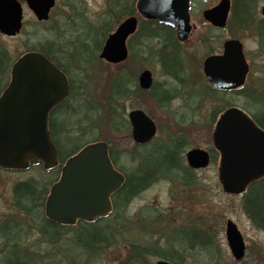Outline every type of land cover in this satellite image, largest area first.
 <instances>
[{"label":"trees","instance_id":"1","mask_svg":"<svg viewBox=\"0 0 264 264\" xmlns=\"http://www.w3.org/2000/svg\"><path fill=\"white\" fill-rule=\"evenodd\" d=\"M260 1L237 0L232 23H235L239 30L253 27L258 41L263 44L264 21L253 26V21L248 13ZM135 2L136 0H105L103 11L96 17L95 21H91L88 19L83 2L77 1L76 3L75 0H69L66 5L69 13L66 20L56 22L55 26L50 24V19L46 23H33L32 35L40 44L38 43V47L27 48L26 52L41 53L63 72L69 82L70 94L73 90V80L69 71H76L78 88L84 90V87L91 82V70L98 64L97 56L107 36L124 18L135 15ZM47 32L49 34L48 41L43 39ZM154 40L160 41V47L155 48ZM127 46L130 57L141 59L145 56L154 55L163 74L173 79L176 85L172 87L154 83L149 91L144 92L137 87L126 67H115L114 73L110 74L105 82L107 86L103 96L97 95L95 97L91 92H77L80 97V101H77V107H75L77 120L71 121L65 116L61 118L51 117L49 132L58 154V164L51 171L52 174H49L50 178L45 182V186L28 181L18 183L13 188L14 206L22 215L35 223L41 217L47 187L56 181L63 163L88 143L103 141L108 144L109 158L115 169L125 178L122 186L112 196L111 214L107 218L93 223L79 224L81 225L80 233L83 234L81 238L76 233L70 234V226L60 228L50 222L47 224L41 222L44 226L41 233L48 243L60 245L62 236L65 235L66 242L72 243L76 248L75 254L70 257L66 256L60 264H77V248L80 250L79 255L82 259L86 255L97 254L108 247L112 241L116 242L120 234L116 221L122 217L123 210L130 200L139 192L147 189L153 182L166 180L173 183L180 182L185 186L191 185V171L185 167L182 156L183 149L186 147V137L181 132L169 133L164 140L156 137L144 146L132 145L129 151H117L112 146L111 135L129 134L126 110L127 104L133 96L136 97L144 93L158 108L165 112H167V107L173 99L180 98L183 108L177 110V115H173V122L175 126L179 127L189 123L185 121L186 118L190 117L185 113L187 108L191 109V115H193L208 105L209 117L207 122L211 126L214 125L218 115L225 107L224 105L229 103L225 98L227 94L210 90L202 78H197L193 72L188 73L187 63L178 50L171 28L141 21L138 31L130 38ZM260 53L264 55V47ZM10 62V58L7 59L4 51L0 50V87L1 82L6 81ZM197 85L200 86L199 93L197 91L199 86ZM235 93L243 95L248 103L256 109V113L259 112V115L250 113V116L264 130V90L248 89L245 91L243 88L235 91ZM70 94L62 103L61 109L68 103ZM188 99L194 100L195 105L193 107L187 105ZM229 104L226 107L231 106V103ZM244 109L246 108L244 107ZM87 135H91V137H87ZM84 139L89 142L85 143ZM73 143H76L75 146L69 147ZM209 153L211 162H214L217 153L213 149H210ZM119 162L134 163L136 174L124 172L118 166ZM181 173L186 174L188 180L182 181ZM241 208L252 225L264 232V178L247 188L241 196ZM197 232L203 236L204 241L192 242L187 245L182 241H170L171 249L169 251H172L171 254L166 255L162 251H156L152 252L151 256L168 260L174 264H183L185 258L195 255L196 252L205 251L209 253L213 248L209 235L200 228ZM4 235L8 234L4 233ZM8 237L10 238V236ZM199 239L201 237L197 238L198 241ZM4 248L0 247V253L6 250ZM59 248L61 250V245ZM9 250L15 251L14 246H9ZM149 254L151 252L146 247L141 248L136 243H130L129 256L124 264H146L145 258ZM4 264L23 263L5 259ZM192 264L202 263L195 262Z\"/></svg>","mask_w":264,"mask_h":264},{"label":"rangeland","instance_id":"2","mask_svg":"<svg viewBox=\"0 0 264 264\" xmlns=\"http://www.w3.org/2000/svg\"><path fill=\"white\" fill-rule=\"evenodd\" d=\"M18 1L23 2L22 0ZM77 1L85 4L88 19L91 21H95L96 17L104 9L105 0H75L76 3ZM218 1L191 0L190 20L193 30L186 42L180 43L178 48L187 63L188 73L193 72L197 78H201V62L206 54L220 51L221 44L225 39L235 37L243 42L246 58L251 69L244 86L245 91L248 89L263 91L264 58L259 56L258 42L254 29L250 28L240 32L234 29L216 30L202 19V11ZM232 1L235 3L237 0ZM68 2L69 0H56V5L50 18L52 26H55L56 22L67 19L66 17L69 13L66 5ZM263 6L264 0H261L253 8L254 17L256 18L255 22L258 21L257 18L261 17L260 10ZM136 17L140 22L141 18L138 14H136ZM35 22L36 20L32 13L27 8H24L21 32L17 36L10 38L0 35V50L4 51L7 59L10 58V66L21 54L27 51V48L38 47L39 42L32 35L33 23ZM43 39L48 41V32L45 33ZM207 40L209 41L207 42ZM153 45L155 48L160 47V41L154 40ZM118 66L126 67L135 83H137V77L142 69H148L152 72L155 84L172 87L176 85L173 79L163 74L160 64L154 55L145 56L141 59L129 56L125 62ZM115 67L117 66H111L98 60V64L91 70V82L84 87L86 90L78 88L77 72L70 70L69 75L73 80V90L68 103L61 109L60 114L62 113L71 121L77 120L75 107H77V101H80L77 92L85 91L87 93L91 92L95 97L97 95L103 96L107 86L105 82L109 75L114 73ZM197 91L199 93L200 86ZM185 98L187 97L185 96ZM225 98L231 105H235L249 115L250 113H256V109L248 103L243 95L229 93ZM229 103L227 104L230 105ZM181 105V99L175 98L168 105L167 112H165L158 108L146 94L142 93L139 96H133L127 104L126 114L132 109L145 111L159 126L157 138L161 140H164L165 136L172 132L185 134L186 147L183 149V157L186 151L193 148L206 151L212 149L211 135L214 125L210 126L207 122L209 117L208 105L193 115H191V109L187 108L185 113L190 117L186 118L185 121L189 123L179 127L175 126L173 115H177V110H182L183 107ZM187 105L193 107L195 105L194 100L188 99ZM87 137H91V135H87ZM110 139L115 150H131L130 132L127 135H111ZM86 140L84 139L85 143L89 142ZM75 144L73 143L69 147L73 148ZM156 156L159 157V155ZM123 162H119L118 166L124 172L132 175L136 174L134 163ZM184 165L186 167L185 161ZM217 168L218 154L215 161L211 162L206 169L196 172L191 171L190 178L192 181L190 186L166 180L153 182L147 189L139 192L130 200L123 210L122 219L119 218L116 221L120 229L117 241H112L108 247L97 254L86 255L82 259L79 255L80 250L77 248V264H124L129 256L130 243H136L141 248L146 247L151 252L145 258L146 264H153L159 258L151 256L152 252L162 251L166 255L171 254L172 251H169L171 249L170 241H182L186 245L192 242L199 243L204 241L203 236L197 232L198 228L209 235L213 248L209 253L205 251L196 252L195 255L188 256L189 258L183 260V264L195 262L202 264H264V232L255 228L244 214L241 208L240 196H231L222 192ZM40 169L35 167L23 171H0V228L1 223L14 221V224L19 226L18 230H25L24 227L29 224L30 219L28 220L14 206L13 188L18 183L28 181L45 186V182L50 178L49 174L51 175L52 172L43 173ZM180 178L182 181L188 180L186 174L181 173ZM49 187H47L45 198ZM226 220H231L243 236L246 254L240 262H236L232 258L228 249L225 238ZM36 222L39 221L37 220ZM80 227L81 225L79 224L71 226L70 234L76 233L79 238L83 237V234L80 233ZM26 235L28 236L26 237ZM21 237L20 243L14 244L15 252H12L14 250L10 251L9 244L8 242L6 243L9 237L6 240L0 239V247L6 248L3 253H0V264H4L6 258L17 260L23 264H60L65 260L66 256L70 257L75 254V246L70 242H66L65 235L61 239V250L59 244L51 245L35 229H27V233L23 231ZM198 237H201L199 241L197 240Z\"/></svg>","mask_w":264,"mask_h":264},{"label":"water","instance_id":"3","mask_svg":"<svg viewBox=\"0 0 264 264\" xmlns=\"http://www.w3.org/2000/svg\"><path fill=\"white\" fill-rule=\"evenodd\" d=\"M38 22H46L55 0H24ZM229 0H220L205 10L202 18L217 28L225 26ZM136 12L145 20L169 26L179 42L187 40L190 0H137ZM264 16V7L261 9ZM23 11L17 0H0V34L16 36L22 28ZM138 20L124 19L109 34L98 59L117 65L127 59V39L136 32ZM204 76L211 89L226 92L245 83L248 66L239 41L229 40L222 55L204 59ZM137 85L148 91L153 85L150 70H142ZM69 94L66 76L48 59L37 52L22 55L11 69L8 87L0 97V167L24 169L41 162L48 170L57 163V152L48 132V115L53 107ZM131 139L137 145L149 143L156 135V124L142 110L127 113ZM212 144L219 153L218 180L222 192L241 195L253 182L264 177V131L242 110L230 107L220 114L213 132ZM107 144L96 142L82 148L69 158L58 182L50 189L45 203L46 217L60 224L77 220L90 221L110 213V197L122 185L124 178L109 160ZM190 169H205L209 154L202 149H190L185 155ZM225 238L235 261L245 255L243 237L236 225L227 220ZM154 264H172L159 260Z\"/></svg>","mask_w":264,"mask_h":264},{"label":"flooded vegetation","instance_id":"4","mask_svg":"<svg viewBox=\"0 0 264 264\" xmlns=\"http://www.w3.org/2000/svg\"><path fill=\"white\" fill-rule=\"evenodd\" d=\"M23 1V0H22ZM219 2V1H218ZM217 2V3H218ZM23 3V2H22ZM217 3L216 4H214V5H212L211 7H209V8H206V9H210V8H212V7H214V6H216L217 5ZM230 6H229V11H228V19H227V23H226V25L223 27V28H216V27H213L212 25H210L209 23H207L210 27H212L213 29H216V30H226V29H234L235 31H246L247 29H244V30H239V29H237V27H236V24L235 23H232V20H233V18H234V9H235V5H236V2L234 3L232 0H230ZM239 4V3H238ZM237 4V5H238ZM244 5H246V3H243ZM205 9V10H206ZM191 11V10H190ZM204 11V10H203ZM202 11V12H203ZM248 13H249V15L251 16V19H252V21H253V26H256V24H258L259 22H261V21H264V16H261L260 18H257L258 19V21L257 22H255V20H256V18L254 17V9L253 10H250V11H248ZM231 23V24H230ZM190 25H191V20H190ZM253 28V27H252ZM248 29H250V28H248ZM254 29V28H253ZM192 30H193V26L191 25V32H192ZM172 31H173V36H174V39H175V42H176V44L178 45V48H179V46H180V43L176 40V36H175V31L172 29ZM254 33H255V29H254ZM255 36H256V33H255ZM257 38V37H256ZM229 40H236V41H239L241 44H242V49H243V55H244V57H245V60H246V63L248 64V68H249V74H250V72H251V69H250V64H249V61L247 60V58H246V53H245V50H244V44H243V42L241 41V40H239V39H237V38H235V37H230V38H227V39H225L223 42H222V44H221V50L220 51H216L215 53L214 52H208L207 54H206V56L203 58V60H202V62H201V75H202V78L204 79V82L206 83V86L207 87H209L208 86V84H207V82H206V80H205V77H204V75H203V69H202V65H203V61H204V59L205 58H207V57H209V56H212V55H222L223 54V45H224V43L226 42V41H229ZM209 40H207V42H208ZM205 42V41H204ZM257 44H258V51H259V56L260 57H263L264 58V55H262L260 52H261V50H262V48L264 47V43L263 44H261L260 43V41H258V38H257ZM182 44V43H181ZM6 70V69H5ZM249 74H248V76H249ZM1 75V74H0ZM248 76H247V79H248ZM1 79V78H0ZM247 79H246V82H247ZM2 80H3V76H2ZM3 81L1 82V86L3 87ZM6 85H7V82H6V84L4 85V87L0 90V95H1V93L3 92V90L6 88ZM226 94V93H225ZM233 94H235V95H241V94H238V93H233ZM61 106H62V104H59V105H56L51 111H50V113H49V125H50V119H51V117H53V118H55V116H57V118H61V117H63L64 115L61 113L60 114V112H61ZM40 165H37V167H39ZM0 171H3V172H11V171H7V170H3V169H1L0 168ZM41 222H45L46 224L47 223H49L50 221L49 220H47L46 218H45V216H44V210H42V213H41V217H40V219H39V222H36V223H34L33 221H31V220H29V224L27 225V226H25L24 228H25V230H18L19 229V226H16L15 224H14V221H9V222H6L5 221V223L3 222V223H1V228H0V239H2V240H6V238L8 237V236H10V238L9 239H7L6 240V243L8 242V244H9V246L10 247H12V246H14V244H17L18 242H19V240L22 238L21 237V234H22V232L24 231V232H26L27 233V229H35L37 232H38V234L41 236V237H43L44 238V236L42 235V229H43V224H40ZM50 223H52V222H50ZM78 223H85V224H87V223H92V222H82V221H79ZM52 224H54V223H52ZM4 225H6V227H4ZM4 233H6V234H8V235H4ZM28 235H26V237H27ZM20 243V242H19Z\"/></svg>","mask_w":264,"mask_h":264}]
</instances>
